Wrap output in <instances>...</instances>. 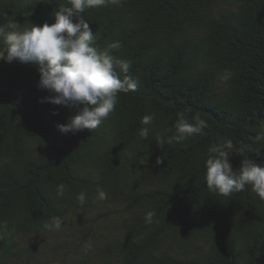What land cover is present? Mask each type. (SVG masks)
I'll return each mask as SVG.
<instances>
[{"label":"trees","instance_id":"obj_1","mask_svg":"<svg viewBox=\"0 0 264 264\" xmlns=\"http://www.w3.org/2000/svg\"><path fill=\"white\" fill-rule=\"evenodd\" d=\"M63 6L0 0V24H52ZM82 15L137 87L64 135L72 113L39 102L37 68L0 61V264H264V200L204 179L209 147L229 140L234 170L264 163V0H107ZM179 113L203 134L174 140Z\"/></svg>","mask_w":264,"mask_h":264},{"label":"clouds","instance_id":"obj_2","mask_svg":"<svg viewBox=\"0 0 264 264\" xmlns=\"http://www.w3.org/2000/svg\"><path fill=\"white\" fill-rule=\"evenodd\" d=\"M106 2L107 0H68V6H63L54 13V23L32 24L31 28L23 31L17 30V24L11 21L0 24V41L3 45L0 47V61H18L37 68L38 86L49 93L39 102L63 106L72 113L65 123L55 125L64 135L96 129L114 112L119 94L137 87L136 81L130 77L121 78V73L128 72L130 63L117 61L108 50H98L94 46V32L83 18L82 13L87 8L103 6ZM57 114L52 112V115ZM154 118V114L145 115L141 123L149 125ZM195 121L189 123L184 114L179 113L173 139L179 142L189 136L203 134L207 123L199 117ZM148 134L149 129L143 127L140 135L147 138ZM233 147L230 140L223 145L209 147L204 177L207 189L229 196L250 186L264 200V163L244 159L239 168L234 170L229 160ZM161 162L158 158L157 163ZM99 195L101 199L107 198L103 191ZM78 198L81 203L85 200L83 193ZM154 215L155 212H148L147 221L151 222ZM60 224L58 218L56 226L59 227Z\"/></svg>","mask_w":264,"mask_h":264}]
</instances>
